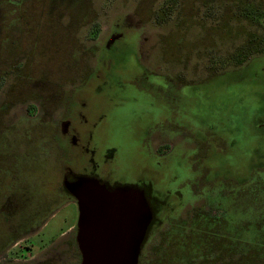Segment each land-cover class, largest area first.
Returning <instances> with one entry per match:
<instances>
[{"label":"flooded vegetation","instance_id":"1","mask_svg":"<svg viewBox=\"0 0 264 264\" xmlns=\"http://www.w3.org/2000/svg\"><path fill=\"white\" fill-rule=\"evenodd\" d=\"M43 1L51 2L52 7L48 11L40 8L39 4ZM83 1L84 4L74 6L73 12H70L68 2L63 6L56 2L55 8L54 0H0V37L6 34L10 39L5 51L3 45H0L3 49L0 48L2 88L7 84L8 76L15 75V93L8 96L4 91L0 100L1 125L15 126L13 131L16 134L12 135V141L17 143L16 148H34L38 152L34 163L39 161L41 163L36 164L42 165L41 171L39 169L40 183L35 194L37 200L33 208L28 202V188L12 183L11 179V183L7 185L0 180V264H81L77 242L78 223L70 234L57 239L39 252L34 253L32 243H27L43 230L60 207L70 201L77 204L69 187L82 178L96 179L112 188L138 186L145 192L154 216L142 243L139 264H264V257L255 261L257 258H252L253 250L249 248L243 252L234 248L230 250L231 244H234L230 241L206 239L207 251L202 250L195 255L188 253L195 244V237L189 241V226H199L208 233L230 234L229 215L235 205L230 207L227 204L228 195L223 186L231 176L227 173V179L224 177L219 185L215 180H205L203 175L194 177L191 174L192 177L189 174L193 180L202 182L201 186H189L192 181L188 179V173L177 172L170 181L171 185H175L173 194H170L174 196L175 209L168 208L167 200H161L153 193L152 181L144 175L148 173L146 167L151 164L152 154L156 155L151 138L156 135H180L175 126H169L167 121L165 124L169 129L164 130L163 121L166 114L170 119L177 118L183 113V108L178 102H165L166 97L175 92L168 91L162 82L150 85L144 81L149 69L145 53L150 55V50L141 51L140 35L131 31L135 26H140L134 23V16H118L113 25L109 26L98 17L97 8L91 9V0ZM173 4L176 6L174 0L171 6ZM239 4L242 7L240 17L244 23L264 25V18L258 19L259 15L264 16L263 0H240ZM9 5L22 21L21 27L8 26L3 21L5 15L1 14V8ZM33 11L47 19L48 24H66L64 29L72 31L74 36L70 39L73 44L70 41L68 43L67 64L59 67L52 75H48L51 72L46 70V76H36L37 79L33 78V71L39 61L53 66L55 59L44 54L40 59L35 55L33 47L26 43L25 37L33 35L35 28L32 24L30 27L23 22L25 15H33ZM168 15L169 11L162 8L152 21L163 25ZM4 25L7 26L4 28ZM85 42L88 44L87 48L84 46ZM242 52L239 50L238 54ZM184 64L176 66L180 70L178 72L182 73ZM249 68L250 65H246L245 60L242 65L234 67L233 72L248 74ZM189 69L193 70V67H187ZM220 72L217 71L213 77L223 74ZM134 73L141 78L137 80ZM117 78H125L126 81H119ZM244 79L247 77L235 83L245 84L242 83ZM170 84L174 83L170 81ZM174 90L180 89L176 87ZM262 98L264 100V96ZM172 102L173 104H169ZM49 137H56L57 140H50ZM114 137L128 138L129 141L135 138L137 146L113 143L112 147L106 146V154L101 159L103 166L97 172L96 163L86 155L95 141L97 145L103 146ZM158 163L163 165L162 161ZM112 166L121 169V178L113 177ZM130 172L134 178L128 177ZM156 175L157 180L166 178L164 173ZM188 208L190 211L185 216L190 219L179 220V215L181 217L182 212ZM172 214L174 216L170 220L169 215ZM164 224L171 225L170 232L176 234L177 239L167 243L164 255L155 258L148 246L156 229ZM171 234L165 233L164 236L169 237ZM187 239L189 242L186 243ZM24 243L26 245L21 246ZM24 250L27 251L26 254ZM39 253L41 255H37ZM232 253H241L244 258L231 257Z\"/></svg>","mask_w":264,"mask_h":264},{"label":"rangeland","instance_id":"2","mask_svg":"<svg viewBox=\"0 0 264 264\" xmlns=\"http://www.w3.org/2000/svg\"><path fill=\"white\" fill-rule=\"evenodd\" d=\"M170 1L91 0V9L97 8L98 17L109 26L113 25L118 16H134V23L140 26H135L131 31L139 33L141 51L150 50V55L145 53L149 69L144 81L150 85L162 82L168 91L175 92L167 96L165 102H178L184 109L182 111L185 114L182 113L177 118L170 119L168 114L164 115L167 120H162L163 129H169L165 124L167 121L169 126H175L180 135H156L151 138L156 155L152 154L151 164L146 167L148 173L144 175L152 181L153 193L161 200L166 199L168 208L175 209L174 196L170 195L173 194L175 185H171L170 181L177 172L188 173V179L192 181L189 186H201V181L192 178L197 175H203L205 180L212 179L221 185L228 173L231 179L226 178L227 182L223 187L228 195L227 204L230 207L235 205L229 215L228 225L231 232L226 235L208 233L202 231L203 228L199 226H189V241L195 237V244L190 247L188 253L195 255L202 250L207 251L205 247L208 239L230 241L234 243L231 244L230 250L234 248L243 252L249 248L253 250L252 258H257L255 261H258L264 257V25L244 23L240 17V0H174L176 6H170L165 24L158 25L153 22L154 16ZM56 2L62 6L68 2L70 12H73L74 6L85 3L83 0H54L55 8ZM40 4L44 11L52 7L51 2L43 1ZM87 10L88 7L85 11ZM33 13H27L23 22L30 27L32 24L35 28L33 35L25 37L26 43L33 47L35 55L40 59L42 54L55 59L54 67L39 61L33 71V78L37 79L36 76L42 77L46 70L51 72L48 75H52L59 67L67 64L68 43L74 36L72 31L64 29L66 24H48V20L43 16L35 14V11ZM1 14L5 15L3 21L8 26L21 27L22 21L18 19L11 5L2 7ZM81 32L85 33L82 30ZM9 40L6 34L0 37V45H3L4 51L8 49ZM86 43L84 46L87 48ZM245 47H250L242 52L243 57L247 56L249 73L233 72L237 66L234 59L238 51ZM183 63L184 68L180 73L176 66ZM187 67H193V70H187ZM217 71H222L223 74L213 77ZM125 74L127 75V72ZM133 75L137 80L141 78L135 73ZM14 76H8L7 84L3 88L0 84V100L4 91L8 96L15 93ZM244 77H247L242 81L245 84L235 83ZM170 81L174 84L171 85ZM176 87L180 90H174ZM14 128L16 127L11 125H1L0 120V180L6 185L12 180V183L28 188V202L33 208L37 200L35 194L40 183L39 169L41 171L42 165L36 164L41 163L39 161L34 163L38 157L34 148H16L17 143L12 141V135L16 134ZM49 139L57 140L56 137ZM127 139L114 137L110 139V144H101L103 146L97 145L95 141L86 156L92 157L91 161L96 163L97 172L103 166L101 159L106 154V146L112 147V143L137 146L135 138H131V141ZM42 151L46 152L43 148ZM158 161H162L163 165ZM112 168L113 177L121 178V169L117 166ZM157 173H164L166 178L157 180ZM128 177L134 178L131 172ZM162 206L165 210L164 205ZM188 211L190 208L183 211L178 219H190L185 216ZM173 216L174 214L169 215V219L172 220ZM78 218V205L73 201L64 204L48 220L43 230L27 244L32 243L33 252H39L57 239L70 234L77 225ZM170 231L171 225L164 224L152 235L148 250L153 257L164 255L168 248L167 243L177 239L176 234ZM165 233L172 234L167 237L164 236ZM189 241L187 239L186 243ZM25 245L26 243L21 244ZM24 253L27 251L24 250ZM230 256L244 258L241 253H232Z\"/></svg>","mask_w":264,"mask_h":264},{"label":"water","instance_id":"3","mask_svg":"<svg viewBox=\"0 0 264 264\" xmlns=\"http://www.w3.org/2000/svg\"><path fill=\"white\" fill-rule=\"evenodd\" d=\"M70 193L79 209L81 264H139L153 209L138 186L108 187L82 178Z\"/></svg>","mask_w":264,"mask_h":264},{"label":"trees","instance_id":"4","mask_svg":"<svg viewBox=\"0 0 264 264\" xmlns=\"http://www.w3.org/2000/svg\"><path fill=\"white\" fill-rule=\"evenodd\" d=\"M171 3H173L172 2V0L170 1V2H168V3H166V5L163 7V9L166 11H169V9H170V6H171ZM261 16V17H260ZM258 18H264V16L261 14V15H259V17ZM250 49V47H247V48H245V49ZM260 48H261V46H260ZM244 48H242V49H240V51H243V50H245ZM262 49V48H261ZM247 59V56H244L243 57V55L242 54H237L236 55V58L234 59V62H235V64H237V65H242V63L245 61Z\"/></svg>","mask_w":264,"mask_h":264}]
</instances>
